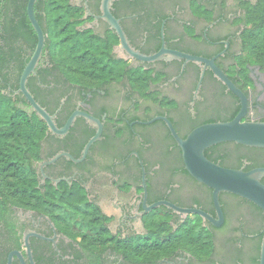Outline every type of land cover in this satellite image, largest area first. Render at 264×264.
I'll use <instances>...</instances> for the list:
<instances>
[{
    "label": "flooded vegetation",
    "instance_id": "obj_1",
    "mask_svg": "<svg viewBox=\"0 0 264 264\" xmlns=\"http://www.w3.org/2000/svg\"><path fill=\"white\" fill-rule=\"evenodd\" d=\"M258 1L116 0L110 12L129 46L142 55H153L164 46L213 61L245 94V120L264 121V72L246 63L251 82L238 74L248 13ZM100 2L71 0L83 9L79 28L101 38L109 32L115 35L100 19ZM118 45L117 38L111 55L120 64L116 75L107 79L84 86L69 83L51 70L44 57L29 77L28 91L57 128L64 127L76 111L101 124L99 140L83 159L84 147L98 128L79 116L63 136L46 131L38 160L30 162L42 193L49 185L58 189L62 184L73 194L83 191L87 226L79 231L74 220L65 222L56 216L54 221L28 207L0 208V264L9 260L11 264H258L264 216L243 198L220 193L222 223L215 227L201 219L212 243L206 259L188 252L176 236L186 220L198 215L183 217L164 206L147 210L166 201L182 209H199L217 220L212 190L184 170L179 147L157 118H166L183 139L200 125L234 118L239 100L203 63H144L124 51L114 52ZM16 92L19 107L29 116L35 114ZM57 154L79 162L61 156L47 164ZM219 154L226 156L225 151ZM233 157L236 161H218L229 169L245 171L251 166L252 156ZM256 160L255 168H264V152ZM139 248L153 251L138 256Z\"/></svg>",
    "mask_w": 264,
    "mask_h": 264
},
{
    "label": "trees",
    "instance_id": "obj_2",
    "mask_svg": "<svg viewBox=\"0 0 264 264\" xmlns=\"http://www.w3.org/2000/svg\"><path fill=\"white\" fill-rule=\"evenodd\" d=\"M27 2L0 0V208L6 209L7 205L32 208L43 211L54 221L56 216L65 222L74 220L79 231H86L87 222L82 213L86 205L83 191L73 194L67 184H62L58 189L49 185L42 193L37 188L31 167L30 162L38 160L39 142L47 127L35 114L29 116L23 111L19 107L20 95H15L19 77L37 42L27 18ZM82 10L72 5L71 0H38L34 6L35 18L46 35L43 57L60 78L80 86L115 76L120 64L111 55L112 45L117 43L116 36L109 32L101 38L81 30ZM248 18V27L243 34V54L238 59L241 68L238 74L246 83L251 82L244 67L246 63H252L264 72V0L258 1V7H251ZM223 145L208 148L205 157L223 166L218 160L236 161L233 156L239 153L250 155L251 166L245 171L257 167L256 159L264 152L257 148H245V152H240L242 146ZM222 151L226 152L225 157L220 156ZM206 234L201 227V218L194 216L182 224L176 236L188 252L206 259L212 250ZM149 251L153 250L139 248L136 253L142 256Z\"/></svg>",
    "mask_w": 264,
    "mask_h": 264
},
{
    "label": "water",
    "instance_id": "obj_3",
    "mask_svg": "<svg viewBox=\"0 0 264 264\" xmlns=\"http://www.w3.org/2000/svg\"><path fill=\"white\" fill-rule=\"evenodd\" d=\"M37 1L38 0H28L26 5L27 18L33 31L35 32L37 42L30 59L26 63L19 77L18 90L16 94H21L24 97L30 109L45 123L47 132L53 135H65L73 121L79 116L84 117L89 122L95 124L98 128L97 133L85 145L82 153L83 159L89 147L94 142L99 140L101 134V124L87 114L76 111L69 117L64 127L59 129L56 127L53 118L35 101L27 89V81L29 77L35 73V69L43 57L46 39V35L34 15V6ZM115 1L116 0H101L100 2V19L108 24L109 28L115 33L119 40V45L116 47L114 52L124 51L130 58L144 63H154L162 60H183L185 62L203 63L205 66H209L211 68L215 76L226 86L228 91L236 96L240 104L239 112L232 120L200 125L190 131L183 139L177 135L171 123L166 118H157L164 121L171 137L179 147L184 170L196 182L212 190V199L217 220L199 209H182L166 201L157 202L147 208V210L164 206L171 209L175 213L182 215L183 217L194 214L198 215L203 221H208L213 226L217 227L223 221V214L219 203V194L230 193L253 203L261 210L264 216V184L261 182V179L264 177V168H254L249 171L229 169L210 161L204 154L205 150L208 148L223 143H233L248 148L264 149V121L245 120V116L248 111V101L245 94L238 87H236L218 67L214 65L213 61L191 56L179 51L169 50L164 46H162L157 53L149 56L142 55L138 51L132 49L128 44L125 33L119 25V21L115 19L110 12L112 4ZM61 156L72 159L68 154H57L47 164L53 163ZM73 161L79 162V160ZM11 218L17 221L14 216H11ZM19 258L21 257L19 256ZM8 264H11L10 260ZM258 264H264V231L260 244Z\"/></svg>",
    "mask_w": 264,
    "mask_h": 264
},
{
    "label": "rangeland",
    "instance_id": "obj_4",
    "mask_svg": "<svg viewBox=\"0 0 264 264\" xmlns=\"http://www.w3.org/2000/svg\"><path fill=\"white\" fill-rule=\"evenodd\" d=\"M250 64H251V66L254 65V64H252V63H250Z\"/></svg>",
    "mask_w": 264,
    "mask_h": 264
}]
</instances>
